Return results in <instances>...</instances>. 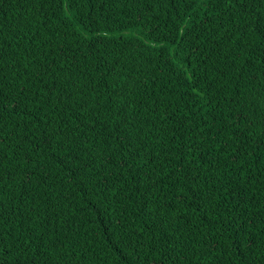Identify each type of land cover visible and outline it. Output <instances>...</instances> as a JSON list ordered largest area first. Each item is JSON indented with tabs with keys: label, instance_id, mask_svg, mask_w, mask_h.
<instances>
[{
	"label": "trees",
	"instance_id": "obj_1",
	"mask_svg": "<svg viewBox=\"0 0 264 264\" xmlns=\"http://www.w3.org/2000/svg\"><path fill=\"white\" fill-rule=\"evenodd\" d=\"M0 264H264V0H0Z\"/></svg>",
	"mask_w": 264,
	"mask_h": 264
}]
</instances>
